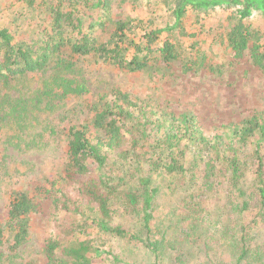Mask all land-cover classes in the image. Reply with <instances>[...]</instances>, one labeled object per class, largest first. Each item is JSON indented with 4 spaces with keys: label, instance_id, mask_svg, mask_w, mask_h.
I'll list each match as a JSON object with an SVG mask.
<instances>
[{
    "label": "trees",
    "instance_id": "obj_1",
    "mask_svg": "<svg viewBox=\"0 0 264 264\" xmlns=\"http://www.w3.org/2000/svg\"><path fill=\"white\" fill-rule=\"evenodd\" d=\"M160 1L162 21L127 12L126 4L142 0H46L48 25L38 37L0 27V136L14 131L6 145L33 144L30 126L58 134L31 122L42 105L60 107L69 122L63 158L42 183L6 180L1 189L15 169L1 155L0 264L15 263L30 245L45 201L48 229L37 258L23 255L17 264H264V107L210 133L191 111L116 86L94 92L79 119L62 102L89 92L85 60L166 78L224 77L243 60L264 74V0ZM216 10L226 14L216 19Z\"/></svg>",
    "mask_w": 264,
    "mask_h": 264
},
{
    "label": "rangeland",
    "instance_id": "obj_2",
    "mask_svg": "<svg viewBox=\"0 0 264 264\" xmlns=\"http://www.w3.org/2000/svg\"><path fill=\"white\" fill-rule=\"evenodd\" d=\"M30 1L0 0V27H7L14 32L16 38H24L28 41L41 35L44 26L48 25L46 0ZM87 10L83 11L87 14L90 12ZM126 10L131 14L142 12V17L147 21L151 19L162 21L166 13L165 7L160 0H142V4L138 7H134L133 4H126ZM113 11L117 15L124 14V11H118L117 9H113ZM225 14L216 10L213 16L216 19H221ZM210 15L206 16L205 22L212 21L208 19ZM102 30V27L96 26V33L100 34L99 32ZM208 38L207 43L212 40L210 36ZM200 39L201 34H197L192 38V40L198 41ZM214 50V54L211 55L209 52V55L212 56L213 61H216L220 54L217 53V47ZM83 68L85 69V76L89 79V84H87V91L89 92H84L83 95L77 97L68 95L62 101L68 106L73 107L72 112L75 110L71 114L72 119L76 117L79 119L84 116V112H80V107L85 102H90L91 95L94 92H104L111 86H116L121 90L145 98L150 102L166 105L167 109L174 110L176 113L191 111V113L196 115L199 123L205 126L210 133L214 131L212 129L213 126H218L232 118H239L243 114H248L254 107H264V74H261L259 70L250 68L249 64L243 60L239 62L234 74L229 73L224 77H210L205 72H201L198 75L190 74L184 78H176V73L170 74L166 78L161 77L160 72L155 73V76L141 71L133 73L125 72L110 66L102 61V59H99L97 63L85 60ZM86 99L88 101H85ZM42 108H44V111L40 112V118H36L35 115V118L31 119V122L33 124L38 122L37 124L42 126H56L58 134L51 135L49 128L42 134H39L34 132L33 126H30L28 129L34 143L28 146L13 148L6 145L5 141L9 136H14V131L10 126L5 128L4 130L8 136H0V158L2 154L6 155V161H9L10 165H13L15 169L7 173L8 175L1 183V189L4 188L6 180L7 182L17 184V186L28 185L32 182H44L43 178L54 175L56 165L59 163L60 158H63L61 141L64 137V130L69 125V122L68 120H60L58 115L60 107L54 112L43 105L40 109ZM39 139L42 140L40 141L41 143L36 144ZM9 144L13 145L12 142H9ZM41 210L42 213L34 216L31 228L33 235L31 236L30 245L24 252H17V261L9 264H17L18 261L23 262V258H25L23 255L37 258V247L40 245L37 239L48 229L47 216L42 215L44 212L45 214L47 213L46 201L45 206ZM166 210V207H160L157 209L156 214L164 215L163 213ZM3 211L5 212V206L2 194L0 193V214ZM209 239L210 242L213 238ZM212 243H216L213 246L214 251L216 253L219 252L220 257L225 260L224 251L215 240V237ZM114 249L116 251L119 250L118 247H114ZM197 261L196 259L192 264H198Z\"/></svg>",
    "mask_w": 264,
    "mask_h": 264
}]
</instances>
